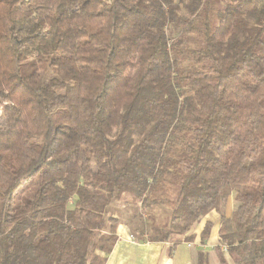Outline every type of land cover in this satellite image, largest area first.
I'll list each match as a JSON object with an SVG mask.
<instances>
[{
	"label": "trees",
	"instance_id": "trees-1",
	"mask_svg": "<svg viewBox=\"0 0 264 264\" xmlns=\"http://www.w3.org/2000/svg\"><path fill=\"white\" fill-rule=\"evenodd\" d=\"M211 211L264 264V0H0V264H105L121 224L173 250Z\"/></svg>",
	"mask_w": 264,
	"mask_h": 264
},
{
	"label": "crops",
	"instance_id": "crops-1",
	"mask_svg": "<svg viewBox=\"0 0 264 264\" xmlns=\"http://www.w3.org/2000/svg\"><path fill=\"white\" fill-rule=\"evenodd\" d=\"M239 207L235 200V193L227 200L225 216L231 214ZM206 224L211 225L209 236L202 246L201 233ZM220 216L211 211L200 219L189 235L193 237L190 243H182L171 250L169 243H147L131 240V233L125 225L117 228V241L105 264H197V252L203 250L207 253L209 264H233L232 259L219 245L218 230Z\"/></svg>",
	"mask_w": 264,
	"mask_h": 264
},
{
	"label": "rangeland",
	"instance_id": "rangeland-1",
	"mask_svg": "<svg viewBox=\"0 0 264 264\" xmlns=\"http://www.w3.org/2000/svg\"><path fill=\"white\" fill-rule=\"evenodd\" d=\"M124 208H125V203H123L122 201H118L114 205V209L117 211H121L122 215L127 214ZM156 214H158L159 216V220L157 223L161 224V228H165L166 224L168 223L167 215L165 217V211L160 210V211H157ZM224 252L226 251L224 250Z\"/></svg>",
	"mask_w": 264,
	"mask_h": 264
},
{
	"label": "built area",
	"instance_id": "built-area-1",
	"mask_svg": "<svg viewBox=\"0 0 264 264\" xmlns=\"http://www.w3.org/2000/svg\"><path fill=\"white\" fill-rule=\"evenodd\" d=\"M130 239L133 241L134 240L133 236H130ZM224 250L226 251V248H224Z\"/></svg>",
	"mask_w": 264,
	"mask_h": 264
}]
</instances>
